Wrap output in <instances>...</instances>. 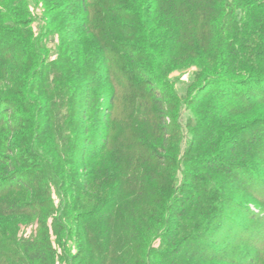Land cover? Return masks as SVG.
<instances>
[{
  "label": "trees",
  "instance_id": "obj_1",
  "mask_svg": "<svg viewBox=\"0 0 264 264\" xmlns=\"http://www.w3.org/2000/svg\"><path fill=\"white\" fill-rule=\"evenodd\" d=\"M36 1L44 4L46 26L35 42L30 0H0V133L9 128L12 140L23 141H14L13 151L7 145L6 153L16 156L0 155L7 168L0 174V231L8 236L5 218L36 214L33 200L20 203L12 195L23 189L37 194L51 161L52 180L67 197L64 218L75 220L68 231L84 250L73 255L80 264H91L84 254L92 257L104 244L100 264L108 263L118 242L137 245L138 264H264V0ZM47 32L59 36L56 58L49 59ZM13 61L15 75L18 67L25 74L9 83L4 77ZM192 66L185 103L190 140L179 159L167 151L176 148L172 134L183 137L178 117L184 103L167 77ZM123 88L133 103L134 141L116 153L118 168L104 160L97 170L111 145ZM60 104L65 113L57 111ZM10 109L19 116L10 118ZM92 128L103 136L90 134ZM53 137L59 150L31 173V158L44 155L40 145ZM177 166L183 171L178 189L174 178L163 179ZM103 171L110 173L106 184H114L107 200L90 182L106 185L99 179ZM131 189L145 204L142 212L124 201ZM237 195L260 203L254 209ZM163 202L161 217L147 211L148 204ZM148 216L156 223L146 222ZM66 226L55 224L58 235ZM151 231L158 247L146 235ZM22 246L27 263L53 264L43 241L23 240ZM122 251L116 257L126 264Z\"/></svg>",
  "mask_w": 264,
  "mask_h": 264
},
{
  "label": "rangeland",
  "instance_id": "obj_2",
  "mask_svg": "<svg viewBox=\"0 0 264 264\" xmlns=\"http://www.w3.org/2000/svg\"><path fill=\"white\" fill-rule=\"evenodd\" d=\"M29 4L31 6L30 7L31 23L29 25L32 28L30 30V33H32V35L30 34V38L32 37V39L36 42L38 41L39 38H41L42 34L45 32L44 31V27L46 26L45 25L46 22L44 20L45 19L44 17L45 9L43 6L44 5L43 2H39L36 0H30ZM46 37L47 38H45V44L46 46H48V50L50 53L49 59L56 58L60 52V50L57 48V45L59 43V36L58 34L54 35V34L49 33V35L47 34ZM8 69H9V72L8 74H6V77L4 78H6V80L9 81V83L11 81H14L13 77H23V74H25L24 72H20L19 69L21 68L18 67L16 74H19V75H15V72L17 69V63L14 61L8 65ZM195 69L196 67L192 66L189 68H185L183 70H176L172 73L170 77H167L168 81L174 85V88L178 96L181 98L182 102L184 103L182 105L181 113L178 117L179 123L181 125V131H182L181 133L183 134V137L182 139H180V138H177L176 134H172L171 139L169 140V143H171V145H175L176 148H174L175 151L173 152H170V150L167 151L168 155L176 156L179 159L184 157L185 152L189 145V140H190V136H189V133L186 127L187 120L190 115V111H187L185 103L189 99V94H190L189 90H190V85L192 82L191 79L194 75L193 71ZM124 80L130 81L129 78L128 80L126 78ZM6 86L7 85L4 84V89H8V86L7 87ZM112 89H113L112 86L108 85L105 92L111 93ZM12 91H14V89ZM117 93L119 97L115 101L114 120H113V126L111 130V145L109 146L107 151H105L103 156L100 157V159L96 161L95 166L97 167V170H99L100 168L102 169L104 167V164H103L104 160L110 162L112 169L118 168L119 165L117 164L115 160L116 153H118V155L119 153L121 154L122 150H124V147L125 146L127 147V144L132 143L134 141V135L136 132L133 130V126H134L133 113H132L133 103H132V99L130 96V90H127V88H123L119 90V92ZM4 95L8 96V94L6 93ZM106 98H107V95H106ZM58 103H63V101L58 100ZM61 105L62 104H60V106H57V111H59V113L62 111L65 113V108H64L65 106L61 108ZM18 116L19 114H17L14 110L10 109L9 111L10 118L15 119ZM28 116H30L29 113L26 114L25 117L29 118ZM50 117L53 118V116H50ZM59 119L61 120V118L58 117V120ZM62 125L63 124H59L57 126V129L60 128ZM26 127L28 128V125ZM92 133L93 135H100L101 137L103 136V132L101 133V130H98L95 128L91 129L90 134ZM9 136H12L9 128L6 129L5 133L3 134L0 133V155L2 157H5L6 155L8 157L16 156V154L14 153L13 155H10V153L8 154V152L6 153L7 145H9L10 149L12 148V151H13L14 141H16L17 144L23 143V141H20L18 139L12 140V137H9ZM9 139L11 143H9ZM53 139L54 141L53 142L49 141L46 144V147H42V145H40V148H39L40 150H38L40 151L39 153H42V152L45 153L44 155H42L45 160L41 159L43 158L41 155H39L40 157L34 156L31 158V161H34L37 167V168L36 167L30 168L31 173H36V172L39 173L43 169V168L38 169L39 165L43 163L44 161H46V159H48L49 157H52L54 153L56 154V152L59 150L60 146H59L58 139L55 137H53ZM49 163H50V166L46 168L48 170L46 172L47 176H45V179L41 180L39 184L37 185V187H39L37 189V194L34 189L32 192H26V190L23 189L12 195L13 198L16 201L19 200L20 203H22V201L31 202L33 200L31 207L33 211H36V214H34V216L30 218L26 216H18V217L13 216V217H8V218L3 219L2 223L4 224L5 228L9 232L7 236L4 232L0 231V264H30L29 262L27 263L28 256L22 253V247H23L22 241L23 240H25L27 243H31V241L41 240L43 241V243L48 244V247H50V251H49V255H51L50 259L53 264H80L78 261L75 260V258H73V255H77L79 251L84 252V250L83 248H80L81 246L80 247L76 246L77 243H76V239L74 235V230H72L73 235H71L68 231L71 225L72 227L75 226V220H71L70 218L69 219L64 218L67 197L64 193V190L62 189V186L58 183V180H55V179L52 180L53 175L55 173V167L51 163V161H49ZM6 169L7 168L1 162L0 163V174H3V177H5V174L7 173ZM163 170L164 169H162L159 172H162ZM167 172L168 173L166 177L165 178L163 177V179H165V182H167L169 179L174 178V180L172 181L174 182L176 189H178L183 179V171L178 169V166H177L176 169L172 168V173H169V171ZM109 176H110V173L106 174V172L103 171L99 174V179L100 180L104 179V183L106 184L109 181V178H108ZM26 182L28 181H25V183ZM90 182H91V185L95 189L101 188V190H103V192L101 191L98 193L97 197H101L103 198V200H107L108 197H110V194H111L110 190L112 186L114 185L113 181L104 186H102L101 182L99 181L91 180ZM133 184L135 185L136 189L139 188V186L136 183H133ZM153 184L156 185L158 184V182H153ZM161 185L162 184L160 183L156 186L162 189ZM70 189L73 191L75 187L74 188L70 187ZM130 193L131 194L127 193V195L124 196V201H127L131 204L130 208L134 207V209L137 212L138 211L142 212V210L144 209L143 206L145 205L144 202L140 201V203H138L136 200H134V194H132V189L130 190ZM161 193H164V191ZM158 194L156 196H158ZM89 197L92 198L94 197V195H89L88 198ZM237 197L239 198V200L246 202L248 205H252L254 209H255L254 206H257L258 203H260L255 198L246 199L247 196L241 197V195H237ZM42 203H45V205H42ZM165 206H166L165 202H163V204H160V205L151 203L147 205V211L149 212L157 211V218H158L165 214V211H164L166 208ZM236 212H237L238 217L243 218L245 221L247 220L244 214L240 212L238 213V211ZM139 215L142 216L141 214ZM128 216H129V219L131 220L130 215L126 213V217ZM42 220H44V222L41 223ZM145 220L146 222L156 221V220L154 221V219L149 216L146 217ZM59 221L62 223L65 222L67 224L66 231L62 232L63 234L61 233V235H58V233L55 230V224H58ZM154 224H151V225L153 226ZM146 235L148 236L149 240H153L155 238L153 236L154 233L152 231L146 232ZM92 237L95 240V237H97V235H92ZM237 238H240V237L238 236ZM4 239H8V241L2 242V240ZM91 243H93L92 240H91ZM91 243L89 239H87L86 246L90 245L91 247L92 246ZM153 244L156 247H158L160 244V239L155 238L153 240ZM105 245L106 244H104V248L93 252L92 257H91V254L89 253L87 255L86 253L84 254L86 256V259L89 260V263H91V261H92L91 264H98V263L100 264L102 262L104 252H105ZM122 245L123 243H120V242L117 243V247H115L113 256L110 259L109 258L107 259L108 263L106 264H119L122 261V257L118 259L120 255L116 253L117 251H120V250L121 251L123 250L124 252L128 253V257L124 256V260L126 264H138L139 248L137 247V245L136 244L132 245L131 242H129L128 244L124 242V245L123 246ZM117 255L118 257H116ZM32 264H41V263L38 261H35ZM219 264H223V263H219Z\"/></svg>",
  "mask_w": 264,
  "mask_h": 264
}]
</instances>
